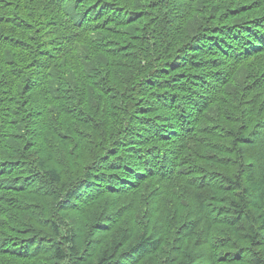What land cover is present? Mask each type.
Listing matches in <instances>:
<instances>
[{
    "label": "trees",
    "instance_id": "obj_1",
    "mask_svg": "<svg viewBox=\"0 0 264 264\" xmlns=\"http://www.w3.org/2000/svg\"><path fill=\"white\" fill-rule=\"evenodd\" d=\"M0 264H264V0H8Z\"/></svg>",
    "mask_w": 264,
    "mask_h": 264
},
{
    "label": "rangeland",
    "instance_id": "obj_2",
    "mask_svg": "<svg viewBox=\"0 0 264 264\" xmlns=\"http://www.w3.org/2000/svg\"><path fill=\"white\" fill-rule=\"evenodd\" d=\"M8 0H0V9H2L5 4H8ZM264 15V1H262L261 5L256 9L254 10L253 12L251 13H248V15Z\"/></svg>",
    "mask_w": 264,
    "mask_h": 264
}]
</instances>
